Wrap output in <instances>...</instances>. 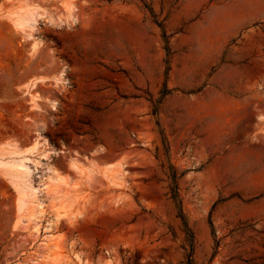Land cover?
Here are the masks:
<instances>
[{"label": "rangeland", "instance_id": "rangeland-1", "mask_svg": "<svg viewBox=\"0 0 264 264\" xmlns=\"http://www.w3.org/2000/svg\"><path fill=\"white\" fill-rule=\"evenodd\" d=\"M0 264H264V0H0Z\"/></svg>", "mask_w": 264, "mask_h": 264}, {"label": "bare ground", "instance_id": "bare-ground-1", "mask_svg": "<svg viewBox=\"0 0 264 264\" xmlns=\"http://www.w3.org/2000/svg\"><path fill=\"white\" fill-rule=\"evenodd\" d=\"M28 10V9H27ZM26 10H23V13H24V15H21V16H23V17H17V20L15 21V22H13L14 23V25H15V27H18L17 29H21V28H23V27H27V26H29V24H31V23H34L35 21H36V18H40L41 16V14L40 15H38L39 13H33L34 12V10H32V12H30V9L28 10V11H26ZM20 12V11H19ZM38 12V11H37ZM19 16V15H18ZM24 17H26V19H23ZM16 19V18H15ZM23 19V20H22ZM47 80V78H45V77H40V78H38V79H36L34 82H32L31 84H30V87H32V86H34L36 83H43V82H45ZM34 99H36V97H32V99H31V102H33L34 101ZM38 145H40L38 142H37V139L35 140V142L32 144V146H30V148L28 149V150H32V151H34V150H36L37 149V147H38ZM31 151V152H32ZM16 153V152H15ZM15 153H13V154H15ZM18 154V153H17ZM18 166V168H19V170L16 168V166H15V169H12L11 168V170H10V168L8 169V170H6V174H8V175H10L11 176V178L13 179V181H16V183H18V181H20V179H26V178H28V176H29V171L28 170H23L25 167H26V165H17ZM14 168V167H13ZM27 168V167H26ZM6 174H4L5 176H6ZM7 177H9V176H7ZM56 178H57V176H56ZM59 178V177H58ZM57 178V179H58ZM9 179H10V177H9ZM56 179V180H57ZM11 182V181H10ZM15 183V184H16ZM21 184V183H20ZM11 185H13V184H11ZM15 186V188H16V185H14ZM13 187V186H12ZM18 187V186H17ZM14 188V187H13ZM19 189V188H18ZM20 191V190H19ZM34 192H35V190H34ZM17 193H18V191H17ZM19 194H20V192H19ZM18 196H21V195H18ZM33 196H35L34 194H33ZM22 197V196H21ZM20 197V198H21ZM18 199H19V197H18ZM16 201H18V200H16ZM20 202V201H19ZM18 203V202H17ZM21 203V202H20ZM17 207H18V204H17ZM18 209V208H17ZM20 209H21V207H20ZM65 215H67V213H63V214H60V215H58L59 217H64ZM59 217H57V220H58V218ZM67 217V216H66ZM56 220V221H57Z\"/></svg>", "mask_w": 264, "mask_h": 264}, {"label": "crops", "instance_id": "crops-1", "mask_svg": "<svg viewBox=\"0 0 264 264\" xmlns=\"http://www.w3.org/2000/svg\"><path fill=\"white\" fill-rule=\"evenodd\" d=\"M22 15V14H21ZM44 19H47V18H52L53 20H55V17L53 16L52 12H45V15H41ZM238 127H241L242 125L238 124L237 125Z\"/></svg>", "mask_w": 264, "mask_h": 264}]
</instances>
